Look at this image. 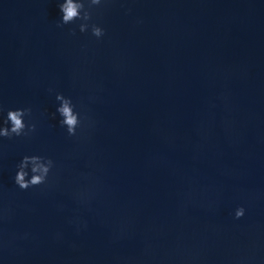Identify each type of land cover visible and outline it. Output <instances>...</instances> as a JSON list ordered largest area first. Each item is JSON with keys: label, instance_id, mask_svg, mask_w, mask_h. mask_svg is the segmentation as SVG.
<instances>
[{"label": "water", "instance_id": "obj_1", "mask_svg": "<svg viewBox=\"0 0 264 264\" xmlns=\"http://www.w3.org/2000/svg\"><path fill=\"white\" fill-rule=\"evenodd\" d=\"M59 2L0 0V126L36 125L0 137V264H264V0H108L100 39Z\"/></svg>", "mask_w": 264, "mask_h": 264}, {"label": "clouds", "instance_id": "obj_2", "mask_svg": "<svg viewBox=\"0 0 264 264\" xmlns=\"http://www.w3.org/2000/svg\"><path fill=\"white\" fill-rule=\"evenodd\" d=\"M108 0H62L58 3V9L61 18L56 26L61 28L65 25L74 24L75 28H69V35H75L78 29L80 33L90 31V34L100 39L105 33L104 29L98 24L91 22L93 16V8L107 3ZM55 100L59 102L53 113V118L57 115L60 119L58 124L65 128L68 136H76L77 129L80 128L85 119L73 104L71 98L65 97L61 93H57ZM31 116V108L8 110L4 119V125L0 126V137L12 139L13 137H28L35 132L36 125L34 123H25V117ZM54 162L51 158L40 155H24L16 165V172L13 182L20 190L39 187L48 183V176ZM245 213L243 207H237L234 211V219L241 218Z\"/></svg>", "mask_w": 264, "mask_h": 264}]
</instances>
